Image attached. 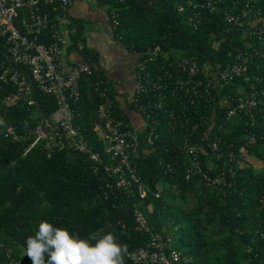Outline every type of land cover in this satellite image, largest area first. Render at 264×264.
<instances>
[{
  "label": "trees",
  "instance_id": "16d2710c",
  "mask_svg": "<svg viewBox=\"0 0 264 264\" xmlns=\"http://www.w3.org/2000/svg\"><path fill=\"white\" fill-rule=\"evenodd\" d=\"M99 1L108 4L112 26L109 11L115 8L114 35L138 55L136 61L147 57L155 46L159 47L144 71L153 79L160 77V82L168 86L143 93L139 99L147 104L145 113L150 114L147 120L151 119V124L142 131V141H146L150 126L154 130L151 150L135 160L148 191L144 197L136 193L134 200L148 226L163 236L168 235L173 247L176 248L173 238L180 242L176 264H264V108H257L253 118L241 112L228 116L234 102L223 99L228 93L236 96L238 86L244 88L249 84L264 98V56L253 54L248 61V81L237 77L222 88L214 87L215 101L206 105L197 103L190 94H181L183 89L176 87L181 73L173 63L181 57L195 59L200 65L231 62L239 53L252 54L255 49L264 48V30L261 38L253 36L248 42L240 36L239 28L226 23L221 8L228 7L233 0L218 2L220 10L191 8L187 5L191 0ZM253 1L261 8L260 22L264 27V0ZM69 5L41 1L38 10L56 20V15ZM180 5L185 9L179 10ZM195 11L197 23H189L187 17ZM28 12L25 7L17 10L14 17L17 27L21 28V20L28 17ZM81 30V23L75 21L73 42L81 37ZM37 40L51 43V27L37 34ZM6 49L5 37L0 35V54L9 63ZM81 54L93 71L79 76L78 94L68 98L72 124L92 150L98 151L103 161H109L106 143L94 127L99 122L96 108L101 101L96 87L99 85L109 96H115L105 73L94 66L98 54L86 45ZM21 69L29 79L28 69L24 65ZM99 79L103 81L101 84L96 83ZM4 86L0 108H4L3 95L13 94L17 88L11 81ZM33 97L34 103L19 98L6 106V114L0 120L3 121L0 124V264H32L24 242L38 230L40 220L45 219L82 237L97 231L113 232L119 242L127 245L128 251H133L149 234L135 229L133 201L123 189H106L103 166L100 164L94 170L88 153L72 147L47 148L46 138L30 147L36 123H43L42 118L53 122L52 113L57 108L52 94L35 87ZM157 97L163 103L160 108L155 104ZM135 106L133 99L127 102V107L134 110ZM113 111L128 121L127 113L116 99ZM145 113L139 115L145 118ZM8 123L19 133L18 139L3 136ZM214 140L219 152L208 145ZM199 143L204 150L192 147ZM250 157L258 159L262 167H254L248 160ZM160 161L168 167H162ZM196 161L210 175L223 172L225 182L209 185L199 173L186 177L187 168ZM157 180L162 184L158 197L152 193ZM169 229L174 230V236ZM125 264H131L127 256Z\"/></svg>",
  "mask_w": 264,
  "mask_h": 264
},
{
  "label": "built area",
  "instance_id": "2783aa9c",
  "mask_svg": "<svg viewBox=\"0 0 264 264\" xmlns=\"http://www.w3.org/2000/svg\"><path fill=\"white\" fill-rule=\"evenodd\" d=\"M57 1L62 5H69L73 0H0V35L5 37L7 43L6 56L9 63L0 54V92L5 89V84L11 81L16 85L13 94H5L1 98L4 108H0V120L6 114V106L15 103L19 98L24 99L28 104L34 103L33 97L35 87L42 92L52 94L57 102V108L52 113L53 122L45 118L42 122L36 123L33 131L35 136L30 143V147L43 138H46L44 146L47 148L56 145L72 147L84 153H88L89 158L94 162V170L98 165L103 166V173L106 175L105 187L107 190L123 189L133 201L134 227L140 232L148 233L147 240L137 246L133 251H128L127 257L131 264H176L179 261L178 250L170 244L168 235H161L152 231L146 222L143 212L136 206L134 195L144 197L148 191V186L139 173L136 159L149 153L151 150L153 126L146 135L143 142L142 131L147 124H151L149 113H145L147 104L139 101L143 93L156 91L161 87H168L167 83H161L160 77L153 79L148 71H144L147 62L152 60L159 52V47L155 46L149 51V55L134 64V90L131 100L135 102V111L145 113V118L141 117L139 123L133 124L114 114L113 105L115 97L109 96L104 88L96 87L101 101L96 108V116L99 122L95 124V130L106 143V151L109 152V161H103L98 151L82 139L77 129L72 124V111L68 102L69 97H76L78 94V78L82 73L90 74L93 71L92 65L79 59L68 68H64L59 60V50L62 36L58 30L57 21L50 17L46 12H40L39 3ZM119 2L122 0H112ZM224 0H191L187 3L191 8L197 6L208 7L211 10H220L218 2ZM28 8V17L22 18L21 28L14 23V17L20 8ZM55 8V6H54ZM183 5L179 10H183ZM224 12V20L231 26L240 29V36L247 39L262 37L264 30L263 23L260 22L262 11L253 0H233L231 5L221 8ZM194 12V10H193ZM189 13L187 20L189 23L196 24L194 19L198 12ZM110 17L113 19V26L117 23L115 19V8H111ZM56 19V18H55ZM47 27H51L53 41L45 44L37 40V34ZM253 54L264 56V48H257L251 54H237L235 60L231 62H213L208 65H200L195 59L184 57L173 61L175 70L180 72L176 80V87L183 89L181 94H190L197 102L204 105L214 102L216 90L232 83L237 77H242L243 81L249 79L248 61ZM24 65L28 72L29 79L25 77V72L21 69ZM185 73L186 77L181 75ZM99 79L96 83H102ZM236 96L225 94L224 100L230 99L234 102L228 109V116L238 112L247 114L253 118L257 108H264V98L259 92L253 89L252 84L244 88L238 86L235 89ZM191 100L193 102L194 100ZM219 102L222 101L220 97ZM156 107H162V100L157 97ZM195 104V103H194ZM45 121L48 125L45 127ZM154 122V121H153ZM3 136L10 139H18L19 133L9 123L6 124ZM211 150L219 152L220 148L214 140L208 144ZM194 149H203L202 145H192ZM190 150V149H189ZM186 151V150H185ZM190 152V151H187ZM231 153V152H230ZM220 154V153H217ZM162 167L168 164L159 162ZM199 173L202 179L209 185H219L225 182L223 172L210 175L203 169L197 161L186 171V177ZM162 184L157 180L154 184L152 193L158 197L161 193ZM107 190L105 191L107 193Z\"/></svg>",
  "mask_w": 264,
  "mask_h": 264
},
{
  "label": "crops",
  "instance_id": "0c3cea01",
  "mask_svg": "<svg viewBox=\"0 0 264 264\" xmlns=\"http://www.w3.org/2000/svg\"><path fill=\"white\" fill-rule=\"evenodd\" d=\"M58 30L62 36L59 60L64 68L82 58L84 45L98 54L94 62L96 69L105 73L118 104L124 108L128 121H141L139 113L129 107L134 90V64L138 55L125 47L115 37L110 24L108 4L99 0H73L62 14L56 15ZM75 21L82 25L81 37L73 42L71 34Z\"/></svg>",
  "mask_w": 264,
  "mask_h": 264
},
{
  "label": "clouds",
  "instance_id": "9594fccd",
  "mask_svg": "<svg viewBox=\"0 0 264 264\" xmlns=\"http://www.w3.org/2000/svg\"><path fill=\"white\" fill-rule=\"evenodd\" d=\"M24 243L32 264H125L128 255L127 245L113 232L97 231L82 237L46 219L40 220L38 230Z\"/></svg>",
  "mask_w": 264,
  "mask_h": 264
},
{
  "label": "rangeland",
  "instance_id": "374dc122",
  "mask_svg": "<svg viewBox=\"0 0 264 264\" xmlns=\"http://www.w3.org/2000/svg\"><path fill=\"white\" fill-rule=\"evenodd\" d=\"M154 117H155V118L158 117V111H157V110H156L155 113H154ZM248 160L251 161L252 165H253L254 167H256V168H260V167H262V163H261L258 159L254 158V157H250V158H248ZM169 230H170V229H169ZM170 232L172 233L173 236L175 235L174 230H170ZM173 243H174V245L176 246V248H178V249L181 248V244H180V242H179L177 239H174V238H173Z\"/></svg>",
  "mask_w": 264,
  "mask_h": 264
},
{
  "label": "water",
  "instance_id": "95a60500",
  "mask_svg": "<svg viewBox=\"0 0 264 264\" xmlns=\"http://www.w3.org/2000/svg\"><path fill=\"white\" fill-rule=\"evenodd\" d=\"M47 125H48V121H45V127L44 128H46Z\"/></svg>",
  "mask_w": 264,
  "mask_h": 264
}]
</instances>
